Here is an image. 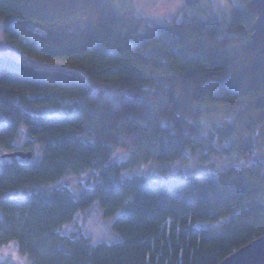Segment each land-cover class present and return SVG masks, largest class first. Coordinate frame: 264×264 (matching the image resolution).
<instances>
[{"label": "trees", "instance_id": "1", "mask_svg": "<svg viewBox=\"0 0 264 264\" xmlns=\"http://www.w3.org/2000/svg\"><path fill=\"white\" fill-rule=\"evenodd\" d=\"M247 1L185 3L204 17L151 24L134 0H0V147L25 131L21 149L43 150L0 161V244L30 264H218L263 235L264 53ZM189 149L241 164L121 176ZM87 170L94 185L76 197L69 178ZM95 200L122 209L113 244L59 230Z\"/></svg>", "mask_w": 264, "mask_h": 264}, {"label": "rangeland", "instance_id": "2", "mask_svg": "<svg viewBox=\"0 0 264 264\" xmlns=\"http://www.w3.org/2000/svg\"><path fill=\"white\" fill-rule=\"evenodd\" d=\"M136 9L139 13L145 15L151 24H162L167 20L177 19L178 21L191 20L194 18H203L204 14L195 9L188 8L184 0H134ZM228 0H203L202 7L208 12H219L222 8H228L226 4ZM9 40L3 29V20L0 17V53L8 50ZM29 110L39 114H61L66 108L56 107L53 105H39L28 107ZM25 131H23L24 133ZM19 137L15 141L16 149L24 147V141L28 136ZM25 136V137H24ZM35 153L29 160H40L43 155L42 146L39 142L35 145ZM13 149V150H14ZM8 150V151H13ZM25 150H27L25 148ZM7 150L0 147V161L9 160L13 157L2 154ZM128 154H120L119 159H126ZM230 152L222 151L214 156L213 160L202 162L199 158V152H194L191 149L187 150L185 154L173 160L158 161L151 160L141 163L137 166L126 168L121 172V176L131 177L134 175H162L175 176L177 174H197L207 170H220L228 167L230 164H238L241 162L233 159ZM93 173L87 170L83 174H76L69 178L72 190L76 197L83 187L94 185ZM122 211L120 209L113 215H105L99 200H95L89 207L79 209L74 217L64 222L59 228L63 234L71 236L85 235L89 237L93 244L97 242H106L113 244L117 242L120 236L113 230L112 223L116 216ZM213 222L198 221L199 225H209ZM0 264H30L28 256L22 254L16 242L8 244H0Z\"/></svg>", "mask_w": 264, "mask_h": 264}, {"label": "water", "instance_id": "3", "mask_svg": "<svg viewBox=\"0 0 264 264\" xmlns=\"http://www.w3.org/2000/svg\"><path fill=\"white\" fill-rule=\"evenodd\" d=\"M189 6H194L202 0H184ZM247 9L256 14L252 43L264 53V0H248ZM3 157H21L30 159L33 151L16 149L2 154ZM218 264H264V234L238 248L235 252Z\"/></svg>", "mask_w": 264, "mask_h": 264}]
</instances>
